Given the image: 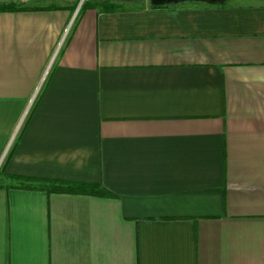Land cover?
<instances>
[{"label": "crops", "instance_id": "0c3cea01", "mask_svg": "<svg viewBox=\"0 0 264 264\" xmlns=\"http://www.w3.org/2000/svg\"><path fill=\"white\" fill-rule=\"evenodd\" d=\"M77 1L0 0V264H264V0Z\"/></svg>", "mask_w": 264, "mask_h": 264}, {"label": "trees", "instance_id": "16d2710c", "mask_svg": "<svg viewBox=\"0 0 264 264\" xmlns=\"http://www.w3.org/2000/svg\"><path fill=\"white\" fill-rule=\"evenodd\" d=\"M176 3L178 2H170L168 4H176ZM16 8L17 7L15 6L14 3H0V10H13ZM14 178L18 180V182L14 183V185L16 187L19 188L21 187L24 189L43 190L46 191L47 193L88 194V195H95L102 197L114 196V193L111 192L109 189L98 183H93V182L69 181V180H61V179H48V178L24 177V176H16Z\"/></svg>", "mask_w": 264, "mask_h": 264}, {"label": "built area", "instance_id": "2783aa9c", "mask_svg": "<svg viewBox=\"0 0 264 264\" xmlns=\"http://www.w3.org/2000/svg\"><path fill=\"white\" fill-rule=\"evenodd\" d=\"M86 1H87V0H78L77 8H80V7H81ZM63 38H64V37L62 36V39H61L60 43L63 41ZM56 53H57V49L54 51V53H53V55H52V58L50 59L48 65L46 66V68H45V70H44V72H43V75H42V77L40 78V80H39V82H38V85H37V87H36V90L34 91V95L37 94V92L39 91L41 85L43 84V81H44V79H45V77H46V75H47V73H48V71H49V69H50V66H51L52 60H53L54 57L56 56ZM14 135H15V133H14Z\"/></svg>", "mask_w": 264, "mask_h": 264}, {"label": "water", "instance_id": "95a60500", "mask_svg": "<svg viewBox=\"0 0 264 264\" xmlns=\"http://www.w3.org/2000/svg\"><path fill=\"white\" fill-rule=\"evenodd\" d=\"M184 1H204L207 3H223L225 0H150L151 5L160 6L170 2H184Z\"/></svg>", "mask_w": 264, "mask_h": 264}, {"label": "rangeland", "instance_id": "374dc122", "mask_svg": "<svg viewBox=\"0 0 264 264\" xmlns=\"http://www.w3.org/2000/svg\"><path fill=\"white\" fill-rule=\"evenodd\" d=\"M78 2V1H77Z\"/></svg>", "mask_w": 264, "mask_h": 264}]
</instances>
